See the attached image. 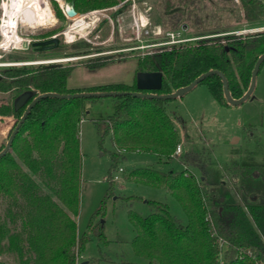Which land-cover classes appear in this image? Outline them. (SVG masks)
Segmentation results:
<instances>
[{
	"label": "trees",
	"instance_id": "1",
	"mask_svg": "<svg viewBox=\"0 0 264 264\" xmlns=\"http://www.w3.org/2000/svg\"><path fill=\"white\" fill-rule=\"evenodd\" d=\"M123 1L131 3V0H65L77 14L113 7ZM158 1L163 5L162 18L172 23V30H179L180 21L184 23L188 17H193L196 25L202 24V16L190 8L194 2L214 5L217 0H181L175 7L171 0ZM219 1L226 3L222 15L227 21L234 15L237 24H248L250 28L264 26L263 0H239V4L236 0ZM52 4L55 15L64 17L58 2ZM160 21L165 24V20ZM21 51L33 54L31 49ZM263 53L264 29L203 37L139 56L136 74L161 71L163 87L156 93L169 94L216 69L227 77L232 96L240 98L249 88L253 68ZM15 56L10 54L5 59L27 58L24 54ZM75 68V65L49 64L1 69L0 93L8 96L0 100V115L15 116L16 125L33 99L16 110L15 99L25 91L37 96L46 92L138 90L136 78L132 84L69 88L68 78ZM202 83L208 85L222 106H230L218 75L209 76ZM98 99H41L20 127L10 151L0 157V201L5 203L0 214V255L14 254L18 264L113 263L104 254L93 259L80 260V257L93 238L99 246L109 243L103 219L106 200L114 192L112 172L119 169L120 162L129 154L138 152L154 154L160 161L178 159L183 164V169L169 171L135 167L123 170V178L165 188L178 200L187 217L183 223L171 213L166 202L158 200L148 201L152 208L148 215L129 212L135 230L132 247L146 259L144 264H264V165H229L226 177L218 184L211 183L207 178L209 156L205 152L176 154L181 144L177 124L182 119L168 109L173 99L113 97L114 112L96 120L100 144L106 137L113 143L107 178L110 185L86 230L80 234L77 222L83 184L80 128L88 113L87 102ZM138 198L141 197H124L127 202ZM0 264L6 263L0 260Z\"/></svg>",
	"mask_w": 264,
	"mask_h": 264
},
{
	"label": "rangeland",
	"instance_id": "2",
	"mask_svg": "<svg viewBox=\"0 0 264 264\" xmlns=\"http://www.w3.org/2000/svg\"><path fill=\"white\" fill-rule=\"evenodd\" d=\"M171 1L174 7L181 2V0ZM53 2L55 1L49 0V5ZM60 2L64 5L66 3L65 0H60ZM134 2L137 5L136 9H133ZM236 2L239 4L240 1L236 0ZM225 6L226 3L219 0L214 5L205 1L194 2L190 8L202 16L203 22L196 25L193 17L185 18L186 22L184 23L180 21L178 29L180 28L182 37L224 36L231 33L240 34L238 33L240 31L246 34L264 29V26L250 28L248 24H237L234 15L227 21L222 15ZM119 10L122 12L116 14ZM1 11L0 9V17ZM52 11L55 12L54 9ZM96 11L95 16L86 19L88 22L91 19L95 20L87 30L89 34L86 37L78 36L72 42L64 41L63 47L59 50L51 53L32 54L19 49L0 48V64L14 63L12 65H0V70L49 64L75 65L76 68L70 75L69 86L71 88L85 89L119 82L132 84L135 79L134 67H136L138 57L163 47L156 46L142 50L123 51L125 48L135 47L142 43L138 39L136 19L141 14L147 16L150 33L144 35L143 40L148 43L164 40L166 38L165 33L172 30V23L166 18H162L163 5H160L158 0H131L130 4L123 1L116 6ZM77 17V15L75 17L65 15L64 17H57L55 15L56 21L36 28L20 21L18 33L32 41L47 34H62L74 23V19ZM160 19L165 20V24H162ZM158 26L163 30L161 35L154 33ZM60 37L65 40L63 34ZM10 54L16 56L24 54L27 58L5 59ZM68 58L77 59L48 62ZM25 62L38 63L21 64ZM7 96V94L0 93V100L6 99ZM168 109L171 112L175 111L182 119V122L177 124L181 139V152L203 151L209 156L207 178L211 183L218 184L221 182L226 177L225 169L229 165H264V64L257 76L254 98L241 105L222 106L212 96L208 85L201 83L182 98L172 100ZM87 111V116L82 121L80 128L83 182L80 214L77 218L80 234L86 230L91 215L101 204L110 185L107 178L112 166L113 143L110 137H106L104 143L100 144L96 120L106 118L114 112V99L108 96L97 101H88ZM1 116L3 115H0V147L5 146L17 120L13 115H7L5 118H1ZM147 166L162 171L184 168L178 159L160 161L154 154L134 152L120 162L119 169L123 168L125 171L135 167ZM119 169L112 172L113 179L115 176H118V179H115L113 194L106 200V213L103 219L105 234L109 243L107 245L101 244L100 247L97 239L93 238L87 244L80 260L98 258L104 254L113 261L110 264H123L122 261L146 263V259L137 255L132 247L135 230L129 219V212L133 210L142 215H148L152 211L149 200L166 202L174 216L183 223L187 222L186 214L180 203L165 188H155L127 181ZM195 171L199 173L198 170ZM131 195L141 198L127 202L124 197ZM4 210L5 203L0 201V214ZM0 260L6 264H18L14 254H2Z\"/></svg>",
	"mask_w": 264,
	"mask_h": 264
},
{
	"label": "water",
	"instance_id": "3",
	"mask_svg": "<svg viewBox=\"0 0 264 264\" xmlns=\"http://www.w3.org/2000/svg\"><path fill=\"white\" fill-rule=\"evenodd\" d=\"M71 7V10L68 11V14L70 16H75L77 14V11L75 10L74 6L71 4H68ZM122 10H119L116 14L121 13ZM114 14V15H116ZM95 22L94 19L90 20V26ZM62 34H55L47 39H41V40H34L29 41L28 39H25L22 44V48L24 50L31 49L33 54H44V53H51L55 51L56 49L63 46L64 40L62 37H60ZM264 64V53L259 56L257 59L255 66L252 71L251 75V82L249 85V88L247 91L240 97V98H234L230 91V84L223 72L220 70H209L200 76H198L194 81H192L190 84L180 87L177 90H175L172 93L169 94H158L156 91H159L163 87V73L161 71H140L137 72L136 75V87L137 91H100V92H75V93H68V94H60L56 92H46L41 93L36 96V94L32 91H25L22 94H20L14 102L15 109L18 110L25 106L32 98V101L27 105L23 115L21 116L20 120L15 125V128L11 132L5 146L0 151V157L6 155L10 149L11 145L14 141L15 136L17 135L20 127L23 125V123L26 121L29 113L31 112L32 108L43 98L47 97H53V98H102V97H117V96H124V95H131L135 97H147V98H161V99H178L182 98L184 95L189 93L191 90H193L197 85L201 84L207 77L212 75H218L223 82V91L225 98L227 102L232 106H238L243 104L249 99L254 98V91L256 88L257 83V76L258 73Z\"/></svg>",
	"mask_w": 264,
	"mask_h": 264
},
{
	"label": "bare ground",
	"instance_id": "4",
	"mask_svg": "<svg viewBox=\"0 0 264 264\" xmlns=\"http://www.w3.org/2000/svg\"><path fill=\"white\" fill-rule=\"evenodd\" d=\"M66 8L68 11L71 10V7L69 5H67ZM14 9L16 10V13H18L19 16L18 20H21L22 22L26 23L32 28H36L38 26H44L56 21L55 15L53 14L51 7L46 0H16ZM14 23L15 22L12 21L7 25V28L4 29L3 32L4 39L2 46H4L5 48L11 46L22 47L24 38L17 32L16 28L14 27L15 26ZM89 27H90V22L84 19V17L78 16L77 18L74 19V23L65 30L67 41L72 42L79 35H82V33L84 34L87 33ZM72 59H77V58L50 60L48 62L61 61V60L72 61ZM31 63L34 64L38 62H25L21 64H31ZM9 64L12 65L14 63H2L0 65H9Z\"/></svg>",
	"mask_w": 264,
	"mask_h": 264
},
{
	"label": "built area",
	"instance_id": "5",
	"mask_svg": "<svg viewBox=\"0 0 264 264\" xmlns=\"http://www.w3.org/2000/svg\"><path fill=\"white\" fill-rule=\"evenodd\" d=\"M15 1L16 0H1V2H0V9L2 10L1 11V17H0V48H3V49L13 48V49L24 50L22 47L11 46V47L5 48L4 46H2L3 39H4L3 32H4V29L7 28V25L9 23L14 21L15 22L14 23L15 24L14 27L16 28V30L18 32L19 22L21 20H18V18H19L18 13H16V10L14 9L15 8ZM46 1H47V3H49V0H46ZM54 1H58L59 2V5H60V7H61V9L63 11V14L65 16L72 17V16H70L68 14V11H67V8H66L68 3H65V5H64V4H62L60 2V0H54ZM50 7H52V4H50ZM136 7H137V5L134 2L133 3V9H136ZM52 9H53V7H52ZM96 13H97V11L93 10V11H90V12H88L86 14H81V15L80 14H76V15L77 16H82V17H84V19H90L92 16H95ZM53 14L55 15V12ZM138 19H139V22H137ZM148 25H149V20H148L147 16H145L144 14L139 15V17L136 19V30H137V34H138V39L142 43L140 45H138V46H135V47L132 46V47L125 48L123 51H132V50H135V49H141L142 50V49H147L149 47H156V46L157 47H160V46H173V45L181 44V43L188 42V41H191V40H195L196 38H198V37H187V38L186 37H182L181 30H171V31H167L165 33L166 38L164 40H161V41L155 42V43H148V42H145L143 40V36L144 35H148L150 33V31L148 30L149 29ZM154 33L156 35H161V34H163V30H162V28L160 26H158ZM238 33H241V31L238 32ZM62 34L65 37L64 41H67L66 31H64ZM88 34H89V32L85 33L83 35H79V37H86ZM25 39H28L29 41H32L29 38H24V40ZM67 42H69V41H67ZM179 153H181L180 146H178L177 149H176V154H179ZM119 171L123 172V168H120ZM115 179L117 180L118 176H115Z\"/></svg>",
	"mask_w": 264,
	"mask_h": 264
},
{
	"label": "crops",
	"instance_id": "6",
	"mask_svg": "<svg viewBox=\"0 0 264 264\" xmlns=\"http://www.w3.org/2000/svg\"><path fill=\"white\" fill-rule=\"evenodd\" d=\"M244 29V28H243ZM246 29V28H245ZM137 61V60H136ZM136 70H137V62H136V67H134V73H135V78H136ZM135 80V79H134ZM69 81H70V77L68 78V87L69 88H71L70 86H69ZM1 118H5V116H1ZM8 118V117H7ZM8 119H10V117L8 118Z\"/></svg>",
	"mask_w": 264,
	"mask_h": 264
}]
</instances>
